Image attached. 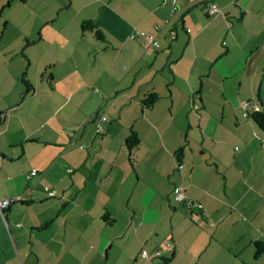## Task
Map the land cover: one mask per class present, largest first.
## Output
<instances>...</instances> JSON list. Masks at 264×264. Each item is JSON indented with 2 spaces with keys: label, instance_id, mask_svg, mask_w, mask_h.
<instances>
[{
  "label": "crops",
  "instance_id": "crops-1",
  "mask_svg": "<svg viewBox=\"0 0 264 264\" xmlns=\"http://www.w3.org/2000/svg\"><path fill=\"white\" fill-rule=\"evenodd\" d=\"M13 1L0 0V200H20L0 214V264H264L260 211H229L259 187L243 164L264 150V0H207L221 9L209 16L199 0L173 14L171 0H27L29 30L1 42ZM42 92L50 106L25 105ZM93 112L107 117L99 134Z\"/></svg>",
  "mask_w": 264,
  "mask_h": 264
},
{
  "label": "rangeland",
  "instance_id": "rangeland-1",
  "mask_svg": "<svg viewBox=\"0 0 264 264\" xmlns=\"http://www.w3.org/2000/svg\"><path fill=\"white\" fill-rule=\"evenodd\" d=\"M11 5L12 6H10L9 9H6V13H8V18L10 20V25H9L8 29H6L5 36L1 39V42H7V43L14 42V41H16L17 34L19 32L21 33L20 30H22V32H23L25 30H29V28H30L31 16H30V14H28L29 10L27 9L26 4L23 3L21 0H14ZM26 13L28 15L26 18H24V14H26ZM2 19L3 18L0 15L1 28H2V22H3ZM207 20H209V19H207ZM0 32H1V29H0ZM1 68L2 67L0 65V69ZM5 72L8 73L7 70H5ZM15 97H18V99L21 100L20 95L15 94ZM55 98L56 97H53L49 93L42 92V93H39V95L31 98V100L26 102L25 105H28L29 103L36 104V103H39L40 101L45 100V101H47L48 106H50ZM257 131H258V133H257L258 135H261L260 133L264 132L258 127H257ZM236 146H237L236 148H238V151L244 150L243 146L240 142H237ZM255 154L256 155L254 156V158L252 160L246 161L243 164V166L246 169H248V168L249 169H255L257 167V170L251 176L250 182H249V184L252 185V187L253 186H259L257 193L250 192L248 195V201H249V203H251V205L253 207L250 209L249 208L240 209V208H236V207H234L235 209L233 207L229 208V211L233 212V216H235L234 218L238 219L242 223H249L250 222L251 216L253 215V212L251 211V209H253L255 212L260 211L259 216H262L264 218V189L262 188V186H263L262 182L264 179V174L261 175L259 173V168L264 167V165H263L264 150H259V151L257 150V151H255ZM238 170H240V168H238ZM246 182L247 181H245V183ZM241 186L242 185L239 184V187H241ZM245 186H247V185H245ZM236 189H238V186ZM246 198H245V201H246Z\"/></svg>",
  "mask_w": 264,
  "mask_h": 264
},
{
  "label": "built area",
  "instance_id": "built-area-1",
  "mask_svg": "<svg viewBox=\"0 0 264 264\" xmlns=\"http://www.w3.org/2000/svg\"><path fill=\"white\" fill-rule=\"evenodd\" d=\"M202 9L204 13L207 15H213L217 13H221L220 7L217 5L215 2H203ZM178 9L177 6V0H171V11L170 13L173 14L176 10ZM168 19L164 20V23H167ZM156 29L159 28L158 26L155 27ZM189 31V29H187ZM136 37H141L144 41V43L154 45L155 47H158L159 43L155 39V36L151 33H147L142 30H132L129 33V38L134 39ZM171 37H173V32H171ZM97 91V89L95 90ZM241 106L244 109L243 115L244 116H249L250 112L257 114L260 113V106L256 102H251V101H243ZM91 121L95 122V132L96 133H101L103 130L102 124L107 120V117L103 114H98L97 112H93L90 117L88 118ZM263 141V140H262ZM264 147V144H263ZM68 172H71V168L67 169ZM37 174V170L35 168L31 169L30 173L28 174L27 178H31L32 176ZM44 190L46 191L47 195L49 197H53L56 195V192L54 190H50L47 186L43 187ZM173 199L175 201H184V191L183 188L180 185L174 186L173 189ZM20 200V196H12V197H6L0 200V214L3 217L4 211L7 207H9L10 204H12L14 201ZM186 208L188 211H192L194 208H198L201 210V204L199 202H191V201H186L185 202ZM140 257L142 259H147L150 257V254L146 249H141L140 251ZM161 252L159 250H155L153 252V257H160Z\"/></svg>",
  "mask_w": 264,
  "mask_h": 264
},
{
  "label": "trees",
  "instance_id": "trees-1",
  "mask_svg": "<svg viewBox=\"0 0 264 264\" xmlns=\"http://www.w3.org/2000/svg\"><path fill=\"white\" fill-rule=\"evenodd\" d=\"M22 2H25V1H27V0H21ZM201 3H202V0H199ZM203 2H209V3H211V2H213V1H207V0H203ZM82 28L83 29H86V28H88V29H94V34H95V36L96 37H98V38H103V35L100 33V31L99 30H97V29H95V27L92 25V23H90V22H85V23H83V26H82ZM22 82L27 86V88L29 89L30 88V85L28 84V82L26 81V79H22ZM27 89V90H28ZM159 99V96L157 95V94H155V93H153V92H150V93H148L146 96H145V98L143 99V101H142V104L144 105V106H152L157 100ZM256 117V120L261 124V122H263L264 121V115H262V114H258V115H256L255 116ZM4 118H5V113H3V112H1L0 113V124H2L3 123V121H4ZM138 142H139V140H138V137H137V135H136V133H135V131L134 130H132V129H130V132H129V135H128V137L126 138V145L128 146V148L129 149H132V148H134V147H136L137 146V144H138ZM182 152H183V147H181V148H179V150L177 151V154H178V157L182 154ZM178 160H180V159H178ZM19 201V200H18ZM14 202H16V201H14ZM13 202V203H14ZM11 205V204H10ZM9 205V206H10ZM8 208V207H7ZM6 208V209H7ZM254 259H258L260 256H261V254L264 252V243L262 242V241H255L254 242Z\"/></svg>",
  "mask_w": 264,
  "mask_h": 264
}]
</instances>
